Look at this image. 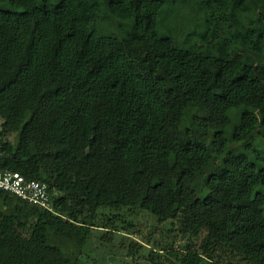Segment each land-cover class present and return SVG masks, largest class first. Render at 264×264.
Returning a JSON list of instances; mask_svg holds the SVG:
<instances>
[{
  "label": "trees",
  "instance_id": "16d2710c",
  "mask_svg": "<svg viewBox=\"0 0 264 264\" xmlns=\"http://www.w3.org/2000/svg\"><path fill=\"white\" fill-rule=\"evenodd\" d=\"M0 118L54 208L0 190V264H80L105 210L200 242L164 264H264V0H0Z\"/></svg>",
  "mask_w": 264,
  "mask_h": 264
},
{
  "label": "rangeland",
  "instance_id": "374dc122",
  "mask_svg": "<svg viewBox=\"0 0 264 264\" xmlns=\"http://www.w3.org/2000/svg\"><path fill=\"white\" fill-rule=\"evenodd\" d=\"M151 34L154 38H160L157 30ZM180 43L174 38L165 40L167 46ZM1 125L0 118V130ZM11 140L15 141V136H11ZM112 214L120 215L122 220H128L133 224L132 227L123 225V221L117 219L112 226L118 231L109 233L110 235H106V230H94L86 246L81 250L80 264H155L149 258L151 251L160 252L159 249H164L167 252L172 248L182 249L192 244L199 246L200 242L178 232L177 221L160 223L149 213L142 211L132 214L128 210L118 212L105 210L100 214V222L105 224ZM130 248L133 253L130 252ZM161 256L160 262L164 264L165 254L162 253Z\"/></svg>",
  "mask_w": 264,
  "mask_h": 264
},
{
  "label": "built area",
  "instance_id": "2783aa9c",
  "mask_svg": "<svg viewBox=\"0 0 264 264\" xmlns=\"http://www.w3.org/2000/svg\"><path fill=\"white\" fill-rule=\"evenodd\" d=\"M0 190L12 193L22 201L54 213L51 195L45 183L29 180L12 171H1Z\"/></svg>",
  "mask_w": 264,
  "mask_h": 264
}]
</instances>
